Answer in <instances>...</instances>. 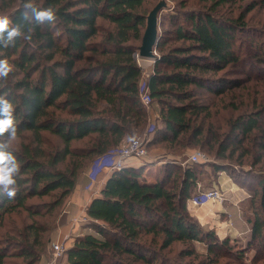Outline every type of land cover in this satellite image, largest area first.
I'll use <instances>...</instances> for the list:
<instances>
[{
	"label": "trees",
	"instance_id": "trees-1",
	"mask_svg": "<svg viewBox=\"0 0 264 264\" xmlns=\"http://www.w3.org/2000/svg\"><path fill=\"white\" fill-rule=\"evenodd\" d=\"M145 1L0 0V13L24 34L7 45L0 39V59L12 65L7 77H0V96L13 105L17 136L26 131L31 135V142L6 149L15 155L19 172L15 184H0V264L10 256L21 258L17 264H36L45 258L52 242L45 235L51 228L41 218L59 212L95 159L144 130L148 115L139 99L140 68L134 53L149 11ZM186 1H176L181 9L160 16L159 58L147 84L161 126L155 125L149 146L208 143L215 156L223 158L229 147L230 155L260 128L264 101L257 104L255 98L242 109L243 102L230 100L228 105L236 113L220 138L211 125L205 129L208 104L202 100L229 91L237 97L233 90L243 88L244 82L251 87L264 80L242 77L249 56L241 54L238 36L246 33L255 44V62L264 65V42H255L253 36L258 31L264 37V30L246 22L244 14L222 10L231 0H199V7L182 8ZM28 3L37 9L53 8L55 20L37 23ZM239 94L241 102L245 92ZM43 131L57 136L61 144L47 152L41 146ZM260 133L262 138L264 132ZM8 137L6 132L0 141L8 142ZM73 141L82 143L73 146ZM259 145L264 149L263 138ZM203 164L172 160L162 163L155 175L144 172L148 163L112 171L86 207L92 231L74 238L66 249L65 264H168L151 247L159 236L160 247L203 240L210 252L214 245L228 252L237 248L236 259L254 244L256 252L264 253V170L257 172L254 183L251 171L232 179L251 192L248 207L242 205L246 198L239 205L250 228L247 245L240 249L230 237L201 230L187 214V200L207 166ZM211 166L215 173L231 169L221 161ZM13 188L15 195L9 197ZM22 213L27 222L20 218ZM210 261L207 264L214 263Z\"/></svg>",
	"mask_w": 264,
	"mask_h": 264
},
{
	"label": "rangeland",
	"instance_id": "rangeland-1",
	"mask_svg": "<svg viewBox=\"0 0 264 264\" xmlns=\"http://www.w3.org/2000/svg\"><path fill=\"white\" fill-rule=\"evenodd\" d=\"M170 4V8L167 10H164L161 14H163L166 11L171 10L173 12L174 8H180L181 6L176 3L178 0H167ZM157 2V0H146L145 1V8L147 10L151 9L154 4ZM186 6L182 8H188V7H199L202 5L199 0H187ZM249 6H251L250 9ZM222 10H224L226 13H231L232 15L236 14H244V20L246 22H249V24L253 26H257L261 30H264V0H231L229 2H226ZM148 13V12H147ZM0 15H4V13H0ZM161 16V15H160ZM98 22L104 25H107V22L103 19H98ZM165 27V25L163 26ZM238 36H241L240 44L242 43V49L241 54L244 57L249 56L248 61L245 62V69L241 70L242 77L245 79L248 76H251L252 78L262 76L264 78V65L259 64L255 62V58L253 57L255 53V44L252 43L250 39H247V35L244 32H241ZM255 42H264L263 35L255 31V34H253ZM251 56V57H250ZM249 83L244 82L243 88H235L233 91L237 92L238 96L234 97L229 91L227 94H224L222 97H207L203 102H205L207 105V110L209 115L206 116L205 119V129L208 128L209 125L212 126L213 130L217 133L220 138H222L223 134H225L228 131V124L229 120L231 119V116H234L236 113L232 110V108L228 105L230 100H233L235 103L243 102V108H245L247 105H250L252 100L256 99L257 104H259L260 101H264V87H260L264 85V80L261 81L259 85L248 87ZM247 86V87H246ZM250 86V85H249ZM257 86V87H256ZM243 89V90H242ZM248 89V90H247ZM239 92H245V94L242 95V101L240 102L241 95ZM154 103H152L153 105ZM151 105V106H152ZM156 111H158L156 107ZM204 114V113H203ZM153 118V117H152ZM263 121L261 122V126L259 129H255L252 131V133L246 138L243 139V142L237 147L236 151L229 155V149L226 150L225 155L223 158H217L214 154V146L210 148V145L208 143L204 144H193L192 146H174L170 147L166 142L158 143L154 146H149L147 148L148 154H155L157 157H167V156H182L184 152H189V154L193 151H202L205 154H207L210 158L209 162H203L207 165L203 167L202 172L206 174L207 177H209L212 180L219 179L218 172H221L220 174L223 175V177L228 176L231 180L236 179L237 177H245L244 171H251L253 183L256 182L259 179V176L257 175L260 170H264V149L259 145L260 140L263 138L264 135L261 138L260 131L264 132V112L262 114ZM202 117H200V120ZM199 121V119H198ZM153 123L156 125V129L161 126V121L159 116L156 117V119H151V117L147 116V123L144 127V130L140 134H133L132 136L124 139L123 141L129 140L133 137H140L145 133V130H147L149 124ZM44 137V143L41 145L43 149H45L47 152L52 151L54 149V146L56 144H61L59 138L55 135L49 134L47 131L42 132ZM206 134V131H204V134ZM152 136V133L150 134ZM150 136V137H151ZM210 137L209 135L207 136ZM31 140V135L28 131L23 132L20 136H16L15 140L10 141V145L20 148L21 145L24 143H28ZM122 141V142H123ZM150 141V139H149ZM31 142V141H30ZM82 141H73L71 142V145H79ZM213 144V142H210V144ZM32 146L35 145V143H31ZM186 158V156L179 157ZM167 159V158H166ZM169 159V158H168ZM175 160V159H174ZM177 161V159L175 160ZM221 161L227 166H231V169H221L215 173L214 169L211 166V163ZM181 164V160L178 161ZM202 173V174H203ZM202 176V175H201ZM232 177V178H231ZM201 178V177H200ZM233 181V180H232ZM254 186V184H253ZM242 188V187H241ZM246 193L248 194L246 197V201H244V204H242L245 208L248 207V199L251 196V192L246 190ZM213 202V201H212ZM205 203H208L205 202ZM203 203V204H205ZM241 203V202H240ZM201 204V205H203ZM227 204V201L225 202ZM240 205V204H239ZM200 206V205H199ZM247 214H250V210L247 209ZM229 211L232 213H235V210H232L229 208ZM240 211V210H239ZM55 212V211H54ZM52 213V216H46L41 218V220L47 225L50 224L51 230L49 233L45 235V237H48L49 240H54L55 235H57V227L59 224V220L61 216L63 215V209L60 207L59 212ZM229 213V215L231 214ZM187 214L191 218V220L197 222L198 227H200L203 231H214L215 234L221 238V234L223 231L216 233L215 228H211L207 223H205L202 219L198 218L195 212L190 211L187 209ZM236 215V213H235ZM228 216H224V218L227 219ZM26 222L28 221L27 218H25V213H22L21 217ZM19 218H16V221H18ZM240 221L244 220V216L241 214V217L239 219ZM246 222V221H245ZM247 223V222H246ZM248 224V223H247ZM249 226V224H248ZM2 230V229H0ZM82 230V227H79V231L77 233H80ZM87 230V231H86ZM85 232H90L88 229H86ZM85 232L80 233V235L84 234ZM220 235V236H219ZM79 236V235H78ZM151 235H148V238H150ZM224 235L222 236V238ZM236 241V245L239 246L240 249L246 247L247 241H241L238 239H233ZM64 242V241H62ZM161 238L159 236L158 243L151 245L152 248L155 247L156 252L160 254L163 261H166V263H178V264H207L210 260L214 261L213 264H264V253L263 252H256L255 247L256 244L252 245L248 249H246L245 255L241 259H236L235 253L238 252L237 248H232V251H227V249L219 250L218 247L212 246L211 252L208 250V244L206 241L203 240H195L192 242H186V241H174L172 242L168 247H160ZM65 245L66 242H64ZM223 249V248H222ZM49 252V244H47L45 254L48 255ZM188 252H191V254ZM6 264H17L21 262V258L17 257H9L7 258ZM211 262V261H210ZM141 264V263H138Z\"/></svg>",
	"mask_w": 264,
	"mask_h": 264
},
{
	"label": "crops",
	"instance_id": "crops-1",
	"mask_svg": "<svg viewBox=\"0 0 264 264\" xmlns=\"http://www.w3.org/2000/svg\"><path fill=\"white\" fill-rule=\"evenodd\" d=\"M147 115L151 117V119H156L158 116V111H156V107L154 105L151 106V109L147 112ZM188 155L189 152L186 151L182 156H160L156 158L155 154H148L143 160H139L135 157H128L124 160V165L138 166L148 163L149 165L145 166L144 172L150 171L152 175H155L159 171L162 163L172 160L174 162H178L181 160V164L183 165L186 158L180 159L179 157H187ZM174 159H177V161ZM91 166L92 165L88 166L81 173V176L77 180L73 190L63 201L61 207L64 212L56 229L57 235H55V239L52 241H64L69 247L76 236L88 229L87 225L85 224H81L79 226L74 224L72 222V218L77 215L86 214V207L90 201L99 194L100 189L104 185L107 177L112 172L108 170L101 172V174L98 176L99 182L94 186V189H87L86 185L89 179L87 174L91 169ZM220 173L221 172H218V175L220 176L217 180H212L203 173L197 185H199L201 189H208L213 185L218 186L223 193L224 200L221 203L214 201L212 202V200H209L208 203L200 206L188 204L187 208L190 211L195 212L197 217L202 219L211 228H215L217 234L218 232L220 233V231H223L221 235H224V237L238 239L242 242L244 240L247 241L250 237V228L244 220H239L241 217L239 204L247 197L248 194L246 193L245 189L235 184L228 176L223 177V175ZM226 201L227 204H225ZM229 208L235 210L236 215L233 212L231 213ZM229 213L231 214L229 215ZM225 215L228 216L227 219L224 218ZM79 227H82V230L80 233H77L79 231ZM222 236L220 237L222 238Z\"/></svg>",
	"mask_w": 264,
	"mask_h": 264
},
{
	"label": "built area",
	"instance_id": "built-area-1",
	"mask_svg": "<svg viewBox=\"0 0 264 264\" xmlns=\"http://www.w3.org/2000/svg\"><path fill=\"white\" fill-rule=\"evenodd\" d=\"M157 53V51H156ZM137 50L134 53L136 62L140 68V80L138 84L139 99L142 106L148 112L151 109L152 99L149 93L147 78L153 72L154 61L137 59ZM158 54V53H157ZM155 131V124H149L145 133L140 137H133L129 140L123 141L117 146L112 147L108 152L101 157L94 160L91 169L88 172L87 189H94V186L99 182V174L108 170H119L124 166V160L128 157H135L143 160L147 157V142L151 138L150 134ZM210 158L204 152L198 150L191 152L185 159L183 165L193 163L209 162ZM209 200L221 203L224 200L221 189L213 185L208 189H201L199 185L196 186L195 192L188 198L187 205L192 204L199 206ZM91 219L87 215H77L72 218V222L77 226L81 224L87 225ZM88 231H92L91 228ZM67 245L62 241H52L48 255L40 259L36 264H65Z\"/></svg>",
	"mask_w": 264,
	"mask_h": 264
},
{
	"label": "clouds",
	"instance_id": "clouds-1",
	"mask_svg": "<svg viewBox=\"0 0 264 264\" xmlns=\"http://www.w3.org/2000/svg\"><path fill=\"white\" fill-rule=\"evenodd\" d=\"M26 7L31 8L37 23L55 20V10L51 7L37 9L32 3H28ZM21 35L24 34L18 24L13 25L7 15H0V39L4 40L5 45ZM28 38L25 36V39ZM10 71H12V65L9 64L8 60L0 59V77H7ZM6 132L9 133L8 142L0 141V184L5 186L15 184V176L19 172V163L15 155L12 151L6 150L10 146V141L16 139L17 126L13 116L12 103L0 96V137H3ZM14 195L15 189H10L8 196L12 197Z\"/></svg>",
	"mask_w": 264,
	"mask_h": 264
},
{
	"label": "water",
	"instance_id": "water-1",
	"mask_svg": "<svg viewBox=\"0 0 264 264\" xmlns=\"http://www.w3.org/2000/svg\"><path fill=\"white\" fill-rule=\"evenodd\" d=\"M168 8H170V4L167 0H157L146 14L141 43L136 49L137 59L152 60L155 62L159 58V55L156 53V45L160 37V15Z\"/></svg>",
	"mask_w": 264,
	"mask_h": 264
}]
</instances>
